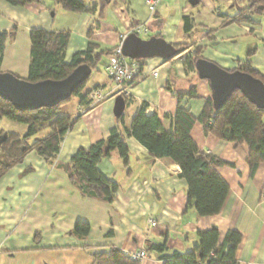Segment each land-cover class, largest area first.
<instances>
[{"label":"crops","instance_id":"crops-1","mask_svg":"<svg viewBox=\"0 0 264 264\" xmlns=\"http://www.w3.org/2000/svg\"><path fill=\"white\" fill-rule=\"evenodd\" d=\"M84 1H96L97 12L65 10L55 0L21 6L0 0V31L17 29L7 42L1 70L24 79L29 76L30 33L34 27L70 31L65 56L70 62L76 52L87 47L93 25L98 27L94 40L104 49H114L123 36L145 25L148 30L140 35L143 38L161 35L172 44H190L186 52L199 46L204 58L225 69L236 70L249 62L264 76V16L258 24L222 25L221 15L238 13L247 6V0H159L154 11L147 0ZM188 14L193 15L198 28L192 37L184 29V15ZM111 55L103 58L100 70L92 71L85 91L113 87L104 70ZM154 70H158L157 76ZM192 85H196L198 97L185 98L183 104L199 116L211 96L209 81L187 72L183 55L169 60L155 57L146 59L140 79L126 89L123 126L114 115L118 93L92 108L81 105L79 97L67 103L64 115L76 119L65 136L58 163L51 164L33 151L0 178V264H93V255L110 246L127 254L147 249L148 257L141 264H162L157 253L149 250L150 245L166 244L170 250L186 251L197 243L199 231L212 227L220 230L221 239L230 229L241 232L237 258L242 264H264V162L251 175L247 143L236 146L220 139L207 133L201 122L192 129L191 136L200 150L232 163L218 168L230 190L222 210L211 216H199L194 207H188L181 167L169 158L153 159L134 137H127L130 172L117 151L98 164L102 173L120 184L111 203L83 197L61 168L80 147L107 139L112 128H131L145 103L146 114L157 113L164 128L172 131L178 106L175 93ZM0 127L20 135L28 129L26 124L5 118L0 120ZM150 218L157 220V226H149ZM79 221L90 224L86 237L73 233Z\"/></svg>","mask_w":264,"mask_h":264},{"label":"trees","instance_id":"trees-1","mask_svg":"<svg viewBox=\"0 0 264 264\" xmlns=\"http://www.w3.org/2000/svg\"><path fill=\"white\" fill-rule=\"evenodd\" d=\"M6 1L14 6L42 2V0ZM55 1L61 8L78 13L95 14L98 10L96 1ZM221 16L223 26L242 22L258 24L264 16V0H247V6L241 8L238 13ZM97 28L94 25L90 28L87 47L76 52L70 62L65 60L71 37L70 31L32 28L29 76L25 79L31 82L62 80L83 64H88L93 71L100 70L99 65L103 58L112 54L115 48H101L94 40ZM184 29L189 37L197 31L193 15H184ZM16 32V28L0 31V72L7 42L15 37ZM174 46L177 48L176 56H184L187 72L193 71L198 77L195 64L204 58L202 48L196 46L194 50L186 52L190 44H174ZM145 61L146 59H139L141 75ZM238 69L264 82V76L253 68L251 63L245 62ZM141 75L130 81L128 85L136 83ZM89 79L74 91L71 98L54 107L21 111L16 109L10 101L0 97V120L5 118L26 124L28 127L24 135L7 132L0 127V178L14 166L22 163L33 151L51 164L58 163V155L65 136L75 122L73 117L60 114L61 108L74 97H79L81 105L89 107L90 91H85ZM169 89L172 90L170 87ZM122 95L127 101L128 97ZM175 96L178 98V106L172 131L164 128L157 113L146 114L147 104L145 103L134 116L131 128H124V130H121L120 126L112 128L107 139L98 140L89 147H80L72 155L69 163L61 165L83 197L110 203L115 200L120 184L102 173L98 164L103 158H108L117 151L124 166L130 172L131 151L127 137H134L147 148L153 159L169 158L181 167V176L187 182L189 208L194 207L199 216L218 214L230 190L228 183L218 173V168L232 165V163L199 149L191 136L192 129L198 122L203 124L207 133L233 142L236 146L247 143L249 146L247 162L251 175L255 174L259 165L264 162V109L258 108L241 91L236 90L218 109L215 108L211 96L208 97L202 112L196 116L183 104L185 98L198 97L196 85H192L187 91L176 92ZM118 119L123 126V117ZM42 132L46 134L39 136ZM90 228L89 223L79 221L73 233L79 237H86ZM197 236V243L192 249L186 251L170 250L166 244H152L149 250L157 253L162 264H242L237 258V250L243 236L238 230H228L223 239L217 227L199 231ZM93 258V264H140L130 254L115 246H110L107 251L95 253Z\"/></svg>","mask_w":264,"mask_h":264},{"label":"water","instance_id":"water-1","mask_svg":"<svg viewBox=\"0 0 264 264\" xmlns=\"http://www.w3.org/2000/svg\"><path fill=\"white\" fill-rule=\"evenodd\" d=\"M123 54L131 59H150L159 57L164 60L177 55V48L163 37L143 38L130 33L123 41ZM195 69L199 79L208 80L211 98L216 109L221 107L234 91H241L245 97L260 109H264V82L239 69L228 70L206 58L198 60ZM92 68L83 64L62 80L31 82L19 78L11 72H0V97L10 101L21 111L54 107L72 97L74 91L86 82ZM126 108L123 95L115 98L114 115L121 117Z\"/></svg>","mask_w":264,"mask_h":264},{"label":"built area","instance_id":"built-area-1","mask_svg":"<svg viewBox=\"0 0 264 264\" xmlns=\"http://www.w3.org/2000/svg\"><path fill=\"white\" fill-rule=\"evenodd\" d=\"M158 2L159 0L146 1L147 6L151 11L156 9ZM147 30L148 29L145 25H138L131 31V33L141 35L147 33ZM126 37L127 35L122 37L121 42L115 47L110 60L106 63L104 68L113 87L108 90L103 86H97L91 89L89 95L91 104L88 108L99 105L113 93H118L119 95L126 94L128 83L141 75L139 60L128 58L123 54L122 45ZM158 73V70H154L153 75L157 76ZM75 119L76 118H74L73 121ZM261 198L264 203V189L262 190ZM148 222L150 227L157 226V220L154 218H150ZM130 255L134 260L141 264L143 260L148 257V251L147 249H142L140 251L132 252Z\"/></svg>","mask_w":264,"mask_h":264},{"label":"rangeland","instance_id":"rangeland-1","mask_svg":"<svg viewBox=\"0 0 264 264\" xmlns=\"http://www.w3.org/2000/svg\"><path fill=\"white\" fill-rule=\"evenodd\" d=\"M66 105H67V103L62 106L60 114L64 115L68 112V107Z\"/></svg>","mask_w":264,"mask_h":264}]
</instances>
